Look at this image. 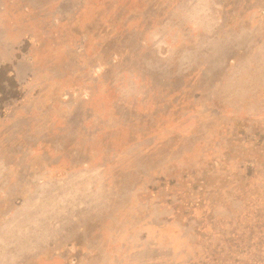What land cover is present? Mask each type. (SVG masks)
Here are the masks:
<instances>
[{"label": "rangeland", "instance_id": "obj_1", "mask_svg": "<svg viewBox=\"0 0 264 264\" xmlns=\"http://www.w3.org/2000/svg\"><path fill=\"white\" fill-rule=\"evenodd\" d=\"M0 264H264V0H0Z\"/></svg>", "mask_w": 264, "mask_h": 264}]
</instances>
